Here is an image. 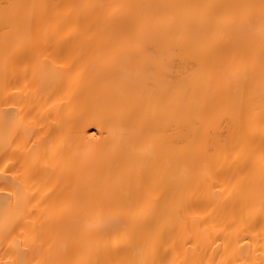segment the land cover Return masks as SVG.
Wrapping results in <instances>:
<instances>
[{
    "label": "bare ground",
    "instance_id": "6f19581e",
    "mask_svg": "<svg viewBox=\"0 0 264 264\" xmlns=\"http://www.w3.org/2000/svg\"><path fill=\"white\" fill-rule=\"evenodd\" d=\"M0 264H264V0H0Z\"/></svg>",
    "mask_w": 264,
    "mask_h": 264
}]
</instances>
